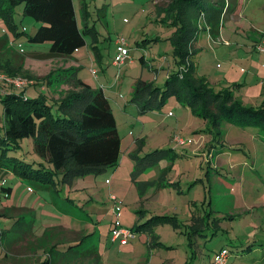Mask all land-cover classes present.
<instances>
[{
  "label": "rangeland",
  "instance_id": "obj_1",
  "mask_svg": "<svg viewBox=\"0 0 264 264\" xmlns=\"http://www.w3.org/2000/svg\"><path fill=\"white\" fill-rule=\"evenodd\" d=\"M177 2L73 0L86 44L71 56L51 58L41 55L48 41L27 39L39 22L24 14L22 3L8 18L0 11V92L68 99L66 108L77 114L80 102L72 96L85 93L79 79L105 91L120 136L114 166L75 174L47 189L0 173V213L6 212L0 216V264H32L48 256V248L78 241L73 248H80L79 264L92 258L84 252L93 247L99 260L92 264H212L222 246L230 251L226 264H264V134L203 116L184 103L180 87L151 107L144 105L147 94L136 93L141 81L164 90L168 74L180 68L178 46L187 37L191 62L208 87L228 88L247 104L238 86L244 93L242 77L255 65L253 52L264 55L255 50L264 40V0H229L215 38L202 15ZM119 37L128 48L120 66L114 62ZM5 63L20 73L9 75ZM3 76L31 83L12 86ZM252 85L250 91L257 92L264 82ZM31 145L24 138L17 155L33 156L25 154ZM116 215L136 230L123 246L108 239ZM200 228L206 229L198 234ZM247 245L250 251L239 252Z\"/></svg>",
  "mask_w": 264,
  "mask_h": 264
},
{
  "label": "trees",
  "instance_id": "obj_2",
  "mask_svg": "<svg viewBox=\"0 0 264 264\" xmlns=\"http://www.w3.org/2000/svg\"><path fill=\"white\" fill-rule=\"evenodd\" d=\"M177 1L182 9L189 7L203 16L212 38L220 34L225 13L231 9L229 0ZM21 3L24 14L39 22L35 32L27 35V39L35 43H50L48 50L41 54L43 58L68 57L86 44L84 30L77 23L73 0H0V11L8 18L10 11ZM8 23L12 28L15 26L11 21ZM184 28L181 25L179 30ZM188 43L189 40L184 37L183 43L178 46L180 68L168 74L164 90L140 82L143 88L138 87L136 93L139 96L147 94L144 105L151 107L157 100L161 104L166 94L180 87L184 89V103L197 107L203 116L211 117L216 123L224 120L242 128L255 127L264 134V102L261 107H255L243 104L228 88L214 92L197 74L191 62V53L186 50ZM1 66L11 72L9 75L20 73V67L13 68L12 72L11 65L5 63ZM78 81L85 93L72 96L80 102L77 114L66 108L68 99L50 102L44 94L30 97L23 90L18 93L0 92V173H12L38 188L47 189L75 174L117 163L120 136L108 98L102 88L92 90L81 80ZM24 138H31L32 144V151L26 150L25 154H33L30 158L24 155L26 159L17 155ZM29 143L26 142V146L29 147ZM1 188L11 191L10 186L2 185ZM0 216H6L4 209ZM131 229L136 232L134 226ZM79 243L66 248H57V245L48 248V256L32 264H79L76 259H79L80 248H73ZM84 253L92 256L87 264L99 260L96 247L87 248Z\"/></svg>",
  "mask_w": 264,
  "mask_h": 264
},
{
  "label": "built area",
  "instance_id": "obj_3",
  "mask_svg": "<svg viewBox=\"0 0 264 264\" xmlns=\"http://www.w3.org/2000/svg\"><path fill=\"white\" fill-rule=\"evenodd\" d=\"M116 43H118V50L114 56V62L117 63L119 66L123 65L128 57V48L126 46V40L122 37H119L116 40ZM255 50L259 53L264 54V40L262 42L257 43L255 45ZM2 79L8 81L10 85L17 86V87H23L28 82L31 83L28 79L20 76L16 77H8L3 76ZM181 142L184 141V139H179ZM112 198H114L112 196ZM136 232L132 230L131 228L125 227L121 224L120 220L118 219L117 215L114 217V219L111 221V227L109 230V239L111 242L118 241L120 243H127L130 239L135 237ZM230 255V251L226 248L219 249L214 256L212 264H226L228 256Z\"/></svg>",
  "mask_w": 264,
  "mask_h": 264
},
{
  "label": "crops",
  "instance_id": "obj_4",
  "mask_svg": "<svg viewBox=\"0 0 264 264\" xmlns=\"http://www.w3.org/2000/svg\"><path fill=\"white\" fill-rule=\"evenodd\" d=\"M253 53L256 56V58L254 59V61L252 63H255V65L252 64L250 69H249V71L246 74H244L243 77H242L243 78V83L245 85L248 84L247 88L245 89V92L241 93V89L238 86L239 94L242 97V98L241 97H239V98H241L243 101L247 102V105H249V103H253V101L258 102L259 100H261V99L263 100L264 99V86H263V88L261 87V90L258 88L259 90L257 92H255V90L250 91L251 87L255 88V85H252L253 83L256 84V85H260V84H262L264 82V55L258 54L257 52H253ZM258 57H260V58H258ZM73 60H75V58H73ZM245 60L247 61V60H249V58H246ZM73 64H76V63L73 61ZM197 74H198V72H197ZM250 81H253V82H250ZM229 83L227 85H225V86H229ZM237 85H238V83H237ZM103 92L105 94V91H103ZM255 93H256V95H255ZM243 94H244V96H243ZM256 104L257 103H255V105ZM258 133H259V131H258ZM110 227H111V222H110V225H109V229H110ZM125 227H127V226H125ZM131 227H128V228H131ZM205 229L206 228H200L198 230V234L203 232ZM109 241H110V239H109ZM110 243L111 244L117 243L118 245L123 246V245H126L128 242L127 243H120L118 241H115V242H111L110 241ZM224 247L225 246H222L219 249L224 248ZM251 249L252 248L242 247V248H239V252H248ZM98 250H99V248H98ZM216 252L217 251H215L214 254H213L212 262H213V259H214V256H215ZM44 258L45 257H43V259Z\"/></svg>",
  "mask_w": 264,
  "mask_h": 264
}]
</instances>
